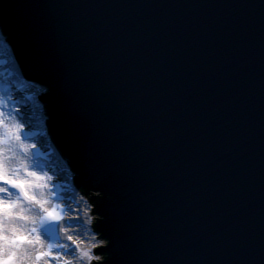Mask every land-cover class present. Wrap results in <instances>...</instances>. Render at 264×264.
<instances>
[{"label": "water", "instance_id": "95a60500", "mask_svg": "<svg viewBox=\"0 0 264 264\" xmlns=\"http://www.w3.org/2000/svg\"><path fill=\"white\" fill-rule=\"evenodd\" d=\"M60 1L65 3L53 8L57 0H32V7L22 13L19 0H4L9 8L5 17H14L12 24L7 23V34L24 41L26 55L34 64L42 70L54 69L55 74L66 67L61 54L67 46L76 50L78 57L87 56L93 71L87 92L95 88L99 97L101 92L117 97L115 101L121 103L116 106L124 108L121 119L108 123L102 131L92 130L91 135L107 140L106 133L118 124L125 139L135 129L134 134L141 133L142 150H146L141 159L147 160L149 172L138 169L142 173L138 183L115 188L117 204L109 211L117 219L109 225L118 232L106 248L112 254L104 264H227L220 242L222 238L228 241L231 232L222 216L234 195L225 187L213 191L222 180L217 177L214 182L211 176L217 167L222 177L223 164L228 160L223 154L238 142H247L256 157L264 150V65L260 66L264 57V0H236L243 13L222 5L224 0ZM99 4L103 9L95 11ZM78 6L79 11L74 10ZM68 8L73 14L64 18ZM95 12L96 21L91 24ZM260 13L261 22L256 19ZM222 22L228 23L225 29L214 28L213 32L206 28ZM108 27L116 32L109 40L103 36V29ZM36 30L38 41L33 39ZM177 30L182 32L178 36L174 33ZM184 37L196 40L189 45L187 40L182 42ZM104 40L108 48L105 53V47L97 45ZM172 42L178 47L170 48ZM81 43L83 49L78 47ZM115 71L123 74L122 79L118 74L112 80ZM56 84L53 91L60 95ZM179 85H189L185 89L188 98L197 95L205 103L189 109L178 130L172 128L176 122L171 117L181 93L171 90ZM88 93H77L83 103ZM241 104L248 110L233 118ZM213 106L225 113H213ZM219 121L225 122L226 132L215 125L211 128ZM203 125L205 129H201ZM236 129H241L239 135ZM205 182L210 184V192L203 190ZM234 223L230 221L231 226ZM117 253H124L126 258H117ZM261 255L256 264H262L264 250Z\"/></svg>", "mask_w": 264, "mask_h": 264}, {"label": "snow or ice", "instance_id": "6c2138e0", "mask_svg": "<svg viewBox=\"0 0 264 264\" xmlns=\"http://www.w3.org/2000/svg\"><path fill=\"white\" fill-rule=\"evenodd\" d=\"M31 94L26 100L31 101L34 107L44 109L41 97L47 94L46 87L38 86L30 90ZM20 101L14 98L10 87L0 85V194H7L9 198L0 195V264H48L54 259L57 264H72L70 260L63 259L61 253L73 255L78 250V244L68 235V243H55L60 239V221L71 224L73 219H65L62 215L65 211H74L70 204L61 207L59 204H51L49 197L63 199L55 192L54 177L45 172L38 174L36 170L39 163L34 160L33 149L37 148L36 143H30L38 137H47V114L44 112L45 128L41 132H26L25 126L30 123L31 116H26L20 107L16 105ZM26 106V104H25ZM70 172L69 168L60 170ZM21 173L24 176H21ZM34 178V179H29ZM59 180V175L56 176ZM11 189H15V200L10 199L13 195ZM36 189L47 190L40 191ZM75 191V188H72ZM99 195V193H98ZM82 199V197H81ZM50 205V206H47ZM27 222L31 228L26 232L19 231L14 224ZM91 218L89 223H91ZM10 231V234H9ZM41 233L48 238L49 243H44ZM92 249L98 247L108 248L111 240L102 238L96 241L93 236ZM56 249V254H53ZM92 249L80 251L78 259L87 258L89 264L96 260L98 264H104L108 254L94 255ZM264 264V258H262Z\"/></svg>", "mask_w": 264, "mask_h": 264}, {"label": "bare ground", "instance_id": "6f19581e", "mask_svg": "<svg viewBox=\"0 0 264 264\" xmlns=\"http://www.w3.org/2000/svg\"><path fill=\"white\" fill-rule=\"evenodd\" d=\"M80 138L82 139V137H80ZM36 171H37L38 174H40V175H43V174L45 173L44 171H38V170H36ZM29 179H34V178H29ZM35 191L37 192V194H39L40 191H45V190L36 189ZM45 194H47V193L45 192ZM85 262L89 264L87 258L85 259Z\"/></svg>", "mask_w": 264, "mask_h": 264}]
</instances>
